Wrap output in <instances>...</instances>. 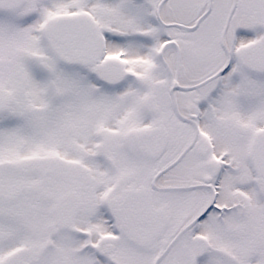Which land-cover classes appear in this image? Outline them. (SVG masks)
I'll return each mask as SVG.
<instances>
[{"label":"snow or ice","instance_id":"obj_1","mask_svg":"<svg viewBox=\"0 0 264 264\" xmlns=\"http://www.w3.org/2000/svg\"><path fill=\"white\" fill-rule=\"evenodd\" d=\"M0 264H264V0H0Z\"/></svg>","mask_w":264,"mask_h":264}]
</instances>
